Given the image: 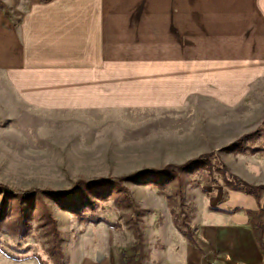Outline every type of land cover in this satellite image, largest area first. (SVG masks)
I'll return each instance as SVG.
<instances>
[{"label": "rangeland", "instance_id": "1", "mask_svg": "<svg viewBox=\"0 0 264 264\" xmlns=\"http://www.w3.org/2000/svg\"><path fill=\"white\" fill-rule=\"evenodd\" d=\"M250 88L228 106L196 96L179 108L49 112L19 106L0 70V264L109 253L120 264L122 251L130 264H186L190 246L204 256L197 231L215 207L248 199L249 223L264 229V190H231L217 168L264 185V84ZM143 170L159 173L118 187L115 178Z\"/></svg>", "mask_w": 264, "mask_h": 264}, {"label": "crops", "instance_id": "2", "mask_svg": "<svg viewBox=\"0 0 264 264\" xmlns=\"http://www.w3.org/2000/svg\"><path fill=\"white\" fill-rule=\"evenodd\" d=\"M3 2L0 70L25 109L179 108L196 96L228 106L264 84V0ZM247 203L215 207L197 231L204 256L190 246L186 264H264Z\"/></svg>", "mask_w": 264, "mask_h": 264}, {"label": "trees", "instance_id": "3", "mask_svg": "<svg viewBox=\"0 0 264 264\" xmlns=\"http://www.w3.org/2000/svg\"><path fill=\"white\" fill-rule=\"evenodd\" d=\"M0 7H2V6L0 5ZM185 167H186V164L181 165L180 167H177V168H185ZM217 168L221 169L224 172V175H225V183H226L227 187L229 189H231V190H241V191H244V192H246V193L254 196L255 198H258L259 197V189L260 188H262L264 190V185H262V187L255 186V185H251V184H248L245 181L241 180L237 176L228 175L227 174L228 171H227V169H226V167H225L224 164L223 165H220V167H217ZM154 173H159V171L158 170H143V171H137V172H134V173H131V174L127 175L126 177L115 178V180L118 182V187L119 188H122V190L124 191V193H127L128 192L127 188L124 187V186H122L124 180L135 179V178H137L139 176H142V175L154 174ZM86 183H87V185H94L95 184V181L93 180V181H89V182H86ZM1 187L3 189H5L3 186H1ZM32 192H33V190L31 189V190H26V191H19L18 194H21L23 196H28V194H31ZM52 194H54V193H52ZM63 194L60 193V195H63ZM217 210L224 211L222 209H217ZM232 212H233V210L230 211V213H232ZM79 218H82V217H79ZM106 222H107V224H109L111 226H115V227L118 226V224H113V223H111L109 221H106ZM175 223H176V220H175ZM252 228H253V232H254L255 236L258 238V240L262 241V237L261 236H262V234H264V229L261 228V227H259V226H256V225L255 226L253 225ZM135 235H136V239L139 241L141 239V231H140V229H137L135 231ZM184 235H186V234H184ZM262 244H261V246H262ZM262 247L264 248V246H262ZM139 249H140V247L138 248V250ZM56 255L58 257H61V253H60V251L58 249L56 250ZM119 261H120V264H130L129 261L127 259H125L124 251L121 252V254H120V260ZM61 264H63V262H61ZM138 264H140V261L138 262Z\"/></svg>", "mask_w": 264, "mask_h": 264}]
</instances>
